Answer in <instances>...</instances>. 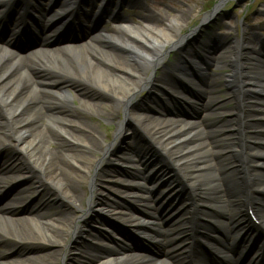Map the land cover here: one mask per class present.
<instances>
[{
	"label": "bare ground",
	"instance_id": "6f19581e",
	"mask_svg": "<svg viewBox=\"0 0 264 264\" xmlns=\"http://www.w3.org/2000/svg\"><path fill=\"white\" fill-rule=\"evenodd\" d=\"M69 1L70 6H77L73 13L81 12L86 3ZM121 1L135 5L140 11L136 25L128 20L120 26L108 23L83 44L52 48L51 41L67 24L69 12L63 5L58 12L48 14L39 5L23 3V13L10 18L7 10L15 0H0V32L5 29L9 33L7 43L0 45V160L11 163L7 169L0 163V197L8 190L9 179L20 183L32 181L22 188L21 194L25 195L22 203L11 199L0 205V264H183L185 260L179 261L173 250H164L160 242L169 244L170 239L182 238L193 243L190 235L195 218L197 228L202 224L212 227L205 220L223 225L225 222L229 228L230 224L237 226L243 222L248 217L247 210L252 208L259 213L264 226V135L255 137L249 130L250 116L264 110L262 98L256 94L264 84L261 83L263 54L255 52L257 59L250 56L252 37L247 34L241 55L237 50L239 43L229 40L231 51L222 62L235 68L226 80L237 103L236 112H222L217 97L204 105L216 111L220 137L217 142L222 144L217 150L203 123L176 116L166 124L161 116L167 108L162 104L160 116L151 121L144 117V112H136L146 108L144 101L136 102L142 92L149 86L146 91L150 100L158 83L170 77L168 55L196 43L194 33L182 35L194 11L179 10L164 16L161 11L146 9L142 1L149 0ZM107 3L117 5L116 0ZM218 12L219 8L212 17L217 18ZM28 32L40 34L44 43L36 51L21 56L10 44ZM198 62L201 60L197 58L196 65L202 72ZM213 62L218 64L221 60ZM178 63L177 71L191 76L189 70L180 68L183 61ZM72 101H77V109L90 115L91 120L71 118L64 113L65 104ZM190 102L199 106L197 100ZM97 119L112 121L117 128L111 145L100 141L102 130ZM138 133L145 135L143 144L145 139H137ZM133 140L137 141L136 146L131 145ZM121 149L137 152L146 163L160 167L166 174L161 179L167 177L176 184L175 200L178 198L181 203L175 207L168 204L160 210L167 199L153 196V191L134 183L120 197L112 187L104 190L102 180L106 170L112 169V158L117 161L124 158L119 156ZM220 154H227L229 166H234L230 178L221 173L216 159ZM124 164L128 167L129 162ZM120 172L132 176L120 170L116 177ZM118 181L122 180L116 179L115 183ZM36 194L37 202L27 217L22 216L21 206ZM42 195H46V200L40 201ZM53 198L65 200L67 208H55ZM94 208L104 210V214L109 210L117 213L119 227L155 243V254L131 253L122 258L120 251L96 246L99 238L109 240L112 245L130 240L118 234L116 228L110 235L98 229ZM92 224L97 229L89 243L83 236L90 239L88 229L94 227ZM226 232V239L231 240L233 231ZM71 239L88 244L80 250L79 260H67L75 244ZM27 250L32 257L26 258ZM15 255L22 260H8ZM196 262L211 263L203 255Z\"/></svg>",
	"mask_w": 264,
	"mask_h": 264
},
{
	"label": "rangeland",
	"instance_id": "374dc122",
	"mask_svg": "<svg viewBox=\"0 0 264 264\" xmlns=\"http://www.w3.org/2000/svg\"><path fill=\"white\" fill-rule=\"evenodd\" d=\"M142 2L145 3L144 6L146 7L147 10L150 9L158 13L161 11L164 16L167 15L168 13H172V14L174 12L177 13L179 12V10L188 11V13L191 11H194L190 20L187 22V24H185L187 28L182 33L184 37L190 35L199 25L203 23V21L205 20L207 16H211L212 14L216 12L217 6H220V10H219L220 14L218 13L219 16L216 18L215 22H212L210 24V29L212 31L220 30L219 34L223 37V39L227 43H229V40H233L234 42H238V41L241 42L242 40L244 41V34H247L248 37L250 38L252 37L251 43H250V48H252L251 51L252 50L261 51L260 46L258 45H260L262 40L264 41V0H149V2L147 1H142ZM134 6L133 5L123 6L124 9L119 14H116L115 18L111 22L112 25L120 26L124 20H128L133 25H136L138 23V18L140 17V11L136 10ZM124 11L127 13L126 15L123 14ZM105 17H102V18H105ZM104 20H108V18ZM96 24H101V26L96 25L94 29H92V30H96V32H94L93 34H91L90 30H87V31L80 33V35L74 36L73 38L66 37L64 39H60L59 41H54L51 43L52 48H57L64 43L79 45V44H83L87 42L92 36L98 34L99 31L104 30L107 26V24H104L102 20H97ZM5 37L6 36H2V39H0L1 45H4L3 43L6 42L4 40ZM73 39L74 40L77 39V42L74 43ZM227 43L226 45H228ZM40 45H41L40 36H38L37 38H29L28 40L20 39V40L15 41L12 44L14 50L17 51L21 56H26L30 54L32 51H34L33 47L38 48ZM229 47L225 46V44L224 45L221 44L220 49H217L215 52H213L212 55L215 58H217V60H221V63L216 64V62H212L209 65H205V64L203 65L205 73L200 83L201 88L194 89L195 90L194 96L198 97V99L199 98L204 99V101L201 102V100L199 99L200 101H198V103L200 105L197 107L196 112H193V110L186 107L185 104L182 107H179L178 115L180 118H183L186 120H192V121H196L200 123L205 121L204 117L207 118V116L213 118L212 121L217 120L215 116L213 117V112L210 113L208 109L203 106L205 105V103L208 102V100L213 101L214 99H216V97H217L218 103L221 104V108L224 112H228V111L229 113L235 112L236 102H234L233 100V94L229 91L230 85H227L228 82L226 80L227 79L226 76H229L232 74L234 70V65L230 64L226 66L225 62H222V60L228 59L227 57L229 53L227 52L229 50ZM170 56L172 59L173 54H169L168 58H170ZM204 57H206L205 54H204ZM158 74L161 75L162 71H158ZM159 85H164V83L160 82ZM146 89L142 92L141 96L136 100L137 103H139V101H141L147 95ZM261 90L263 89L260 87V89H258V92H261ZM158 92H160L159 88L157 89L156 94ZM77 106H78L77 101L69 102V104H65L63 111L71 118L91 120L90 115H87V113L80 112V110L77 109ZM151 106L157 107L155 104L148 105V107L150 108ZM136 111L138 112L139 110H136ZM122 114L123 112H121V115ZM153 116L159 117V116H155L151 112L147 113V115H145L144 117L148 121L149 120L151 121ZM258 116L259 115H256L255 117H258ZM226 118L230 119V117H226ZM163 120L166 124H169V122L171 121V117L169 116H167L166 118L162 117V121ZM93 121L95 122V120ZM96 121L102 130V132L100 133V141L105 145H111L112 143H114L115 142L114 136H115V132L117 128L113 127L114 125L113 122L102 120V119H97ZM254 121H253V124H254L253 127L254 129H257L256 128L257 126L255 124L256 122ZM132 132L133 130H130L131 134ZM206 133L211 141V138L209 136L210 132L206 131ZM143 143L144 142L142 140V144ZM51 147L57 149V147L54 145ZM114 161L115 159L112 158L111 165L114 164ZM5 166L7 167L8 165H2V167H5ZM120 174H122L123 177H127L121 172ZM115 180L116 179L114 177V172L108 169L106 170L104 174L102 185H103L104 190L105 189L108 190L109 188L112 187V190H114L116 195L120 197L123 195V192L126 190H125V187H123L122 185L123 183H120V182H118L119 184L115 183ZM29 183L31 184L32 181L31 182L29 181L21 182V183L19 181H16L14 183H11V187L13 186V189L12 188L9 189L6 196H4V198L0 201L1 202L0 205L8 202V200H11L13 198L21 199V202H22L25 197V195H21L22 188L24 185H29ZM140 183L145 185L144 181L143 182L140 181ZM18 186L19 188L16 189V191L14 192V187H18ZM44 190H46L45 187H44ZM163 190L164 189L161 188L160 192ZM160 192L158 191L157 194L160 195L161 194ZM104 195L106 196V193H104ZM45 197L44 195H42V197H40V201L44 200ZM48 197L50 198V196ZM37 199L38 198L36 194L33 198V201H30L26 205H23V207H21L20 213L22 216H25V217L28 216L27 214L30 213L29 211L33 208V205H35V203L37 202L35 200ZM52 201L54 202V207L57 208L58 210H65L67 208L66 207L67 202L65 200L59 199L55 201L53 198ZM98 205L100 206V204ZM94 206L97 207V204H95ZM94 209L96 210V208ZM110 218L115 219L117 218V215H115L114 213H111V211L110 212L108 211L106 220H109ZM116 226L117 227L120 226L119 221L116 222ZM116 229L123 234L124 231L120 230L119 228H116ZM124 234L128 237L129 240L131 239L132 241L124 242V244H121V243L119 244L118 242L115 245H112L109 243V240H108V242L104 241V243L106 244H105V247L102 246V248L113 250V251L114 250L120 251L122 255L120 256L122 258H125L128 254H131V253L140 255L141 247L143 246V244L139 242L138 240H135L134 237H131L129 232L128 233L125 232ZM70 242L75 243V240L71 239ZM96 242H98L99 244V241H96ZM167 245H164L165 249L166 250L171 249V247L170 248L166 247ZM80 248L81 247H79L77 243L76 245L74 244V246L71 248L70 253L67 255V258H68L67 260H72V261L79 260L77 256L80 252ZM37 254L40 255V253H37ZM42 254L44 253L42 252ZM16 255L14 257L13 256L9 257L8 260L13 261V262L17 260H22V259H19V256H16ZM19 255L23 256L21 253H19ZM25 255H26V258H30L33 256V254L29 253V250H27ZM101 257H104V256H101ZM128 264H133V263H128Z\"/></svg>",
	"mask_w": 264,
	"mask_h": 264
}]
</instances>
